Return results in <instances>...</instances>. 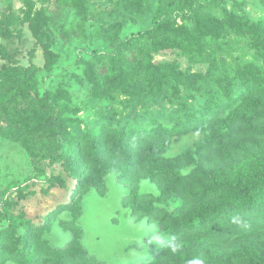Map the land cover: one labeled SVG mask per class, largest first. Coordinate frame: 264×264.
Returning <instances> with one entry per match:
<instances>
[{
    "label": "rangeland",
    "instance_id": "obj_1",
    "mask_svg": "<svg viewBox=\"0 0 264 264\" xmlns=\"http://www.w3.org/2000/svg\"><path fill=\"white\" fill-rule=\"evenodd\" d=\"M215 1L232 14L264 22V0ZM134 2L133 8L131 0H84L83 19L75 0H0V22L8 21L3 28L9 33L5 37L0 29V44L13 64L36 66L35 93L44 97L39 103H48L59 126L57 136L54 129H44L27 138L31 149L18 139L19 126H0V264H187L192 258L203 264H249L248 255L257 253L255 257L264 262V196L253 208L239 206L226 222L222 219L228 228L234 216L247 217L248 226L238 235L214 238V224L210 231L205 230L207 225L174 234L160 221L165 210L180 218L202 200L199 183H208L211 175L235 168L245 172L254 164L237 146L240 138H247L243 125L234 129L220 151L205 129L214 119L205 114V97L180 85L177 89L174 83L147 93L148 78L131 74L124 85L102 98L85 80L86 62L112 50L108 39L112 24H120L118 41L153 31L157 0ZM185 12L172 14L177 30L186 27L196 33L201 22ZM37 13L42 17L35 38L27 18ZM228 40L205 42L212 48L224 43L237 61L261 65L247 42ZM151 41L138 45L147 46L144 60L150 56L154 63L168 62L203 74L211 66L199 60L204 55L193 59L177 47L153 51ZM45 46L56 56L49 69L43 67ZM103 63L107 64L103 60L96 67ZM9 65L0 56V69ZM163 126L175 131L163 156L190 154L177 167L181 183L190 175L189 188L173 185L172 174L165 170L169 161L157 160L150 167L142 159L138 136ZM115 133L121 135L123 150ZM87 137L95 153L90 152V142L83 143ZM154 234L175 235L183 247L173 254L150 242Z\"/></svg>",
    "mask_w": 264,
    "mask_h": 264
},
{
    "label": "trees",
    "instance_id": "obj_2",
    "mask_svg": "<svg viewBox=\"0 0 264 264\" xmlns=\"http://www.w3.org/2000/svg\"><path fill=\"white\" fill-rule=\"evenodd\" d=\"M83 1L75 0V5L79 15L84 19L86 10ZM134 1L131 0L133 8L136 3ZM157 3L152 19L153 31L118 41L115 37L119 33L120 24L114 23L110 26L108 39L111 38L110 42L113 43L112 50L95 55L93 62H86L85 80L98 95L97 97L102 98L106 97L110 91L124 85L131 74L135 79L142 74L148 78L147 81L150 84L147 86V93H156L161 86L174 83L177 89L180 85L186 90L205 97V114L214 118L205 129L212 134L220 151H224L226 147L224 143L231 140L234 129L243 125L242 128L246 131L243 135L247 138H240V145L237 144V146L249 155L254 164L245 172L237 168L228 172L218 171L209 177L208 183H199L203 199L189 206L180 218L176 212L167 210L160 217V221L169 225L174 234L185 233L195 228L200 229L207 225L209 226L205 230L210 231L208 229L212 228V224L215 225L212 234L214 238L219 239L226 234H241L246 227L233 224L227 228L222 223L224 222L222 219L225 220L231 213L237 212L236 209L239 206L244 209L253 208L264 196V69L262 68L264 67V22L252 21L247 16L232 14L221 6L220 2H214V0L210 3L206 0H157ZM213 10L218 11L215 13ZM175 11H186L185 13L189 14L187 17H193L201 22L194 29L196 33L189 31L186 27L181 32L177 30L178 25L172 17ZM41 17L42 15L37 13L27 18L35 38L39 37ZM6 23L8 21L4 25L0 22V29L5 27ZM2 33L5 37H9L6 28H3ZM225 37L229 39L228 44L233 40L247 42L248 47H251L261 58V65L241 59L237 61L223 46L224 43L212 48L207 47L205 42L207 38H210L213 42L219 43L218 39ZM146 40H152L150 49L153 51L177 47L184 49L193 59L204 55V58L199 60L210 63L211 66L203 74L183 71L168 62L154 63L150 56L144 60L147 55V46L141 48L138 45L145 44ZM0 56L11 63L0 69V126L4 123L11 127L19 126L21 136L18 139L28 149L32 146L27 138H32L39 131L54 129L53 135L57 136L59 126L53 119L58 121V117L53 118L49 114L48 103L44 102V105H41L39 102L44 97H38L35 93L36 66L34 64L22 66L17 61L13 64L6 47L1 44ZM43 58V67L46 69H49L56 61L55 54L46 46L43 47ZM103 60L107 64L103 63L101 67H96V63L100 64ZM186 105V101H183L182 106L185 108ZM118 133H120L119 130ZM118 133H115L114 137L118 139L117 146L123 150L120 146L121 135ZM173 133L175 131L170 130V127L163 126L145 137L138 136L139 143L143 142L142 159L147 161L150 167H154L157 160L169 161L165 170L172 174L173 185H185L189 188L190 175L181 183L177 167L184 159L188 160L186 157H190V154L168 158L163 156L170 144L169 136ZM73 143L76 144L77 141ZM83 143L90 144L88 145L92 148L90 152H96L91 145V138L87 137ZM83 145L80 146L82 150ZM69 147H74V144ZM241 217L246 221L247 217ZM219 222L221 226L217 225ZM17 225L20 226V222ZM248 256L249 264H264L255 257L259 256V253ZM89 259L94 260L93 257Z\"/></svg>",
    "mask_w": 264,
    "mask_h": 264
},
{
    "label": "clouds",
    "instance_id": "obj_3",
    "mask_svg": "<svg viewBox=\"0 0 264 264\" xmlns=\"http://www.w3.org/2000/svg\"><path fill=\"white\" fill-rule=\"evenodd\" d=\"M232 223L240 227L248 226L246 221L240 216H234L232 218ZM150 242L169 249L173 254L178 253L183 247L182 243L175 235L164 236L154 234L150 238ZM187 264H203V261L200 258H192L187 261Z\"/></svg>",
    "mask_w": 264,
    "mask_h": 264
}]
</instances>
